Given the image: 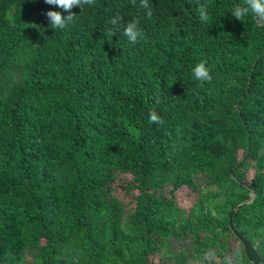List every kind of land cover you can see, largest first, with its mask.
Wrapping results in <instances>:
<instances>
[{
	"label": "trees",
	"instance_id": "trees-1",
	"mask_svg": "<svg viewBox=\"0 0 264 264\" xmlns=\"http://www.w3.org/2000/svg\"><path fill=\"white\" fill-rule=\"evenodd\" d=\"M241 2L96 0L57 30L63 9L0 0V264L240 262L249 193L231 223L264 262V26Z\"/></svg>",
	"mask_w": 264,
	"mask_h": 264
},
{
	"label": "clouds",
	"instance_id": "clouds-1",
	"mask_svg": "<svg viewBox=\"0 0 264 264\" xmlns=\"http://www.w3.org/2000/svg\"><path fill=\"white\" fill-rule=\"evenodd\" d=\"M44 2L48 5H54L58 8H61L65 12L69 13L67 16H62L56 11H49L46 13L51 28L63 30L75 19L76 15L71 12L74 7H79L82 10L85 5H94L96 0H44ZM132 3L135 4L136 0H132ZM140 6L144 9H148L146 15L151 17L152 12L149 8V0H140ZM231 14L236 20L239 21L251 14L260 26H264V0H242L240 4L233 8ZM199 19L204 23H207L211 19L205 4H201L199 6ZM121 22L122 18L119 15L114 16L110 21L114 27H119ZM114 34V30L109 31V35L113 36ZM122 34L132 44H136L139 40L144 39L145 35L144 32L139 28L138 21L127 22L124 25ZM193 77L195 80L201 82V84L204 82H211L212 76L210 74V70L206 67L205 61H201L194 67ZM149 121L150 123L155 124L163 123L155 111L149 113ZM224 264H232V261L225 258Z\"/></svg>",
	"mask_w": 264,
	"mask_h": 264
},
{
	"label": "water",
	"instance_id": "water-1",
	"mask_svg": "<svg viewBox=\"0 0 264 264\" xmlns=\"http://www.w3.org/2000/svg\"><path fill=\"white\" fill-rule=\"evenodd\" d=\"M253 195L252 193H249V196L246 200L238 203L228 214L227 217V225L229 231L232 233L233 237L237 240V242L241 246V250L244 256V262H234L232 261V264H264V262L259 257L256 249L250 244V242L244 238L237 230H235L232 226V217L234 213L244 204H248L252 201Z\"/></svg>",
	"mask_w": 264,
	"mask_h": 264
},
{
	"label": "rangeland",
	"instance_id": "rangeland-1",
	"mask_svg": "<svg viewBox=\"0 0 264 264\" xmlns=\"http://www.w3.org/2000/svg\"><path fill=\"white\" fill-rule=\"evenodd\" d=\"M263 152H264V148H263ZM190 195H188L186 193V191H180L176 197V201H178L182 207H184L185 209H188L190 208V204H191V198L189 197ZM183 248L185 251L187 250L188 248V242H178V243H175V242H171L169 247L166 248V251H175L176 248ZM158 260V257H154L153 261H157ZM244 262V260H243Z\"/></svg>",
	"mask_w": 264,
	"mask_h": 264
}]
</instances>
